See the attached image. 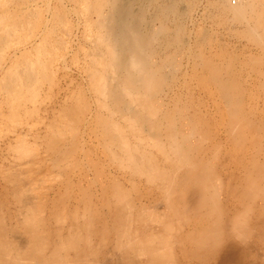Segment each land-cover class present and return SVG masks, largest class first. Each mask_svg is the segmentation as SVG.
<instances>
[{
  "label": "bare ground",
  "instance_id": "bare-ground-1",
  "mask_svg": "<svg viewBox=\"0 0 264 264\" xmlns=\"http://www.w3.org/2000/svg\"><path fill=\"white\" fill-rule=\"evenodd\" d=\"M199 3L0 0V264H264V0Z\"/></svg>",
  "mask_w": 264,
  "mask_h": 264
},
{
  "label": "rangeland",
  "instance_id": "rangeland-1",
  "mask_svg": "<svg viewBox=\"0 0 264 264\" xmlns=\"http://www.w3.org/2000/svg\"><path fill=\"white\" fill-rule=\"evenodd\" d=\"M191 1V0H190ZM203 3H205V0H201V3H199L198 4V7L199 8H194V10H192V15L191 16H189V18H188V16H186V17H184L183 18V22H184V24H185V26L187 27V28H190V26L192 25V23H195V25L197 26V25H199V26H205V27H207L208 28V30H210L209 31V36L210 35H212V39L215 41V43H217L218 42V40H217V42H216V40H215V38L217 37V39H219L222 43H228L230 46L228 47L229 48V50H232V49H234L235 48V50H236V52L238 53V52H240V50L242 49L241 47H243V45H241V44H238L236 41H235V39H232V36H230V34L222 27V26H218V25H214L211 21H210V19H207V18H205V17H202L201 18V15H200V13H199V10L201 11V8H202V6H204L205 4H203ZM203 4V5H202ZM197 9V10H196ZM198 11V12H197ZM197 14V15H196ZM199 16V17H198ZM194 17V18H193ZM186 18V19H185ZM198 18V19H197ZM185 19V20H184ZM189 19H190V21H189ZM200 20V21H199ZM198 21V22H197ZM202 21V22H201ZM205 21V22H204ZM207 21V22H206ZM76 22V21H75ZM74 22V23H75ZM199 22H201V23H199ZM189 23V24H188ZM191 23V24H190ZM199 23V24H198ZM204 23V24H203ZM210 23V26H212V27H210L208 24ZM221 27V28H220ZM211 28V29H210ZM213 30V31H212ZM215 30V31H214ZM213 32H214V34H213ZM216 34V37L214 36ZM222 35H223V37H222ZM225 35H227L228 37H226ZM230 36V37H229ZM235 43V44H234ZM242 43H244V42H242ZM184 62H185V59L183 58L182 59V63L184 64ZM75 73V72H74ZM242 77L245 79V78H247L248 76H250V75H248V72L247 71H242ZM247 75V76H246ZM74 77L76 78V77H78L76 74H74ZM256 83H258V81L257 80H255V81H253V78H252V76L251 77H248L247 79H246V82H245V85H246V87L248 86V91H246L245 92V94H244V96H243V98H244V100L246 101V102H248L249 101V99H248V93L249 92H253L252 94H256L257 96H256V98L255 99H253L252 100V102H253V111H254V114H253V116H252V118L253 119H255V122H256V124L258 123V122H263V124H264V106H263V102H264V98H263V94H261V95H259L260 93V91H257V88H256ZM179 93L180 94H185L182 90H179ZM183 96H185V95H183ZM191 96V99L190 100H193L194 102H195V104H197V105H199V101H200V97L198 96V92H194V94H191L190 95ZM246 98V99H245ZM197 100V101H196ZM258 103V104H257ZM44 103L41 105V112L43 111V109H44ZM257 105H258V107H257ZM257 118V119H256ZM258 122H257V121ZM262 145L264 146V141H262ZM227 149H229V147L227 148ZM223 150V152H222V154L220 155V158H219V160H217V161H213L212 160V162H213V164L215 165H217V170H218V172L219 173H222L221 175H222V177H223V180H225L226 179V177L224 176V175H226L227 173L229 174V172H233V170H234V168L232 167V164H230V163H228V159L225 157V154H224V152H225V149H222ZM263 159H264V150H261L260 151V155H259V160H260V162H262L263 161ZM228 163V165H229V168H227V169H224V166H222V165H225V163ZM236 171V172H235ZM235 171H234V174L236 175V178H235V182H236V185H237V189H238V191L241 189V186H242V184H243V181L241 180V177H242V173L238 170V169H235ZM226 172V173H225ZM221 204H222V209L223 210H225L226 211V213H227V215H232V212L234 211V208H236L237 210H239V208H240V205L237 203V201L235 202V200L234 199H231L229 196H227V194L225 195V194H223V195H221ZM257 205L259 206V203H257ZM258 206H257V208H258ZM256 212H258V210L256 211ZM263 240H264V238H262ZM254 246H255V248L257 249V248H260L261 247V244H260V241L259 240H257V238H255V241H254ZM261 252V251H260ZM248 256V255H247ZM247 256H245L244 257V259H247ZM243 263V262H242ZM242 263H240V264H242Z\"/></svg>",
  "mask_w": 264,
  "mask_h": 264
}]
</instances>
